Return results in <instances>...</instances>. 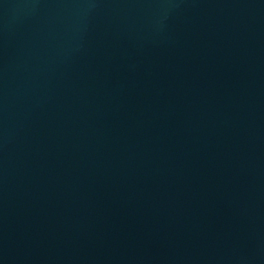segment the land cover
I'll return each mask as SVG.
<instances>
[{"label":"water","instance_id":"water-1","mask_svg":"<svg viewBox=\"0 0 264 264\" xmlns=\"http://www.w3.org/2000/svg\"><path fill=\"white\" fill-rule=\"evenodd\" d=\"M0 264H264V0H0Z\"/></svg>","mask_w":264,"mask_h":264}]
</instances>
